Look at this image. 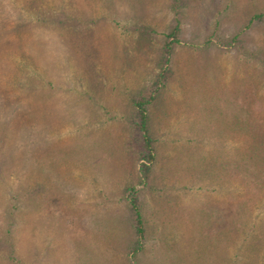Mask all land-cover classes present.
I'll list each match as a JSON object with an SVG mask.
<instances>
[{
	"label": "rangeland",
	"instance_id": "374dc122",
	"mask_svg": "<svg viewBox=\"0 0 264 264\" xmlns=\"http://www.w3.org/2000/svg\"><path fill=\"white\" fill-rule=\"evenodd\" d=\"M173 1L0 0V264H264V0H179L158 89Z\"/></svg>",
	"mask_w": 264,
	"mask_h": 264
},
{
	"label": "trees",
	"instance_id": "16d2710c",
	"mask_svg": "<svg viewBox=\"0 0 264 264\" xmlns=\"http://www.w3.org/2000/svg\"><path fill=\"white\" fill-rule=\"evenodd\" d=\"M172 9L173 11L175 12V27L170 31L169 33V36H167V39L164 43V48H163V54H162V63H161V72L158 76V79L156 80V83H155V87H159L158 89H160L161 87L164 86V82L166 81V76L167 74L169 73V63H170V58H171V55H172V50H173V45H175L178 40H177V37H178V34H179V31H180V26H181V21H180V18L178 17L179 16V0H174L173 1V5H172ZM24 25H27V26H32V23L30 21H26V22H23V26ZM157 89V90H158ZM157 93V91L155 92ZM155 99V96L154 94L151 95L150 99L148 101H139L136 103L135 107H136V110H137V113H138V117H139V120H140V127H141V130L145 136L144 138V143H145V153H144V157H143V162H144V165H143V168L141 170V174L142 176L144 177H147L148 175V172L150 170V166L153 164V161H154V155H153V152H154V149H153V141L150 137H147L149 136L148 135V129H147V126H148V111H147V105L151 104ZM249 165V164H247ZM242 168L246 171H248V173H245V174H249L251 171H253V166L249 165V166H246V165H242ZM131 190H128V192H130ZM131 204H132V207H133V210L134 212L136 213L137 215V222H138V226L139 228H137V231H138V234L140 236V234L142 233V229H141V225H142V221H141V217H140V209H139V205L137 204V199L136 198H132L131 199ZM138 247L139 244H138Z\"/></svg>",
	"mask_w": 264,
	"mask_h": 264
},
{
	"label": "crops",
	"instance_id": "0c3cea01",
	"mask_svg": "<svg viewBox=\"0 0 264 264\" xmlns=\"http://www.w3.org/2000/svg\"><path fill=\"white\" fill-rule=\"evenodd\" d=\"M211 39H213L211 36H209ZM217 40V39H216ZM218 41V40H217ZM219 45H221L220 43H218ZM224 46H225V44H224ZM229 47V46H228ZM214 48H216L215 46H213L212 48H211V54H218V48H216V49H214ZM230 49H232L231 47H229ZM177 50V49H176ZM176 50H174V47H173V50H172V55H171V58H170V60L171 61H173V57H174V55L176 54L175 52H176ZM169 69H170V66H169ZM169 72H170V70H169Z\"/></svg>",
	"mask_w": 264,
	"mask_h": 264
}]
</instances>
